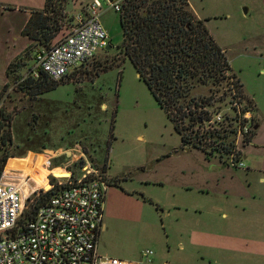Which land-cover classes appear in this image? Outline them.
I'll list each match as a JSON object with an SVG mask.
<instances>
[{
	"label": "rangeland",
	"instance_id": "374dc122",
	"mask_svg": "<svg viewBox=\"0 0 264 264\" xmlns=\"http://www.w3.org/2000/svg\"><path fill=\"white\" fill-rule=\"evenodd\" d=\"M190 1L202 16L211 17L207 25L230 61L228 77L216 87L220 90L208 107L230 116L239 107L253 115L254 155L248 153L251 148L246 149L244 167L227 162L229 151L222 146V138L211 133L216 130L208 132L195 124L192 135L201 147L185 146L166 109L128 57L106 67L123 56L120 12L113 7L102 14L113 46L102 48L71 73L81 79L59 81L38 94L33 88L24 89L19 75L31 73L34 50L21 55L24 63L4 83L0 71V117L12 118L13 135L4 149L10 155L4 167L33 172L39 185L47 182V187L55 174L106 179L104 226L98 242L101 254L141 260V264H187L184 253L189 250L195 263L201 249L198 233L202 228H198L211 215L221 218L223 211L229 213L228 204L234 199L217 186L234 175L245 185L264 187L260 181L264 175V0ZM79 3L68 0L58 37L71 30ZM237 79L243 82L240 88ZM212 92L210 86L199 85L192 93L209 96ZM196 134L205 137L199 140ZM253 136L237 142L239 156H244ZM104 162L112 182L102 170ZM249 164L262 171H249ZM147 249L153 250L152 261L144 256ZM248 262L264 264V255L252 260L240 257L231 264Z\"/></svg>",
	"mask_w": 264,
	"mask_h": 264
},
{
	"label": "built area",
	"instance_id": "2783aa9c",
	"mask_svg": "<svg viewBox=\"0 0 264 264\" xmlns=\"http://www.w3.org/2000/svg\"><path fill=\"white\" fill-rule=\"evenodd\" d=\"M124 0H88L81 2L74 14L71 30L49 47L36 51L33 75L46 71L54 79L79 69L93 59L110 42V33L102 21L105 9H122ZM237 105V104H236ZM252 112L237 108L235 115L210 109L199 125L208 132L223 128L226 120L234 122V141H245L252 134ZM229 122V123H232ZM239 147L229 153L227 162L244 167ZM37 168V167H36ZM89 171V170H88ZM54 173V172H53ZM88 173V172H87ZM55 174V173H54ZM67 182L30 216L32 196L40 189H50L47 182L39 185L33 172L6 168L0 172V264H141V260L120 259L101 254L98 242L104 226V203L108 182L100 176L86 174ZM153 250L144 256L152 261Z\"/></svg>",
	"mask_w": 264,
	"mask_h": 264
},
{
	"label": "trees",
	"instance_id": "16d2710c",
	"mask_svg": "<svg viewBox=\"0 0 264 264\" xmlns=\"http://www.w3.org/2000/svg\"><path fill=\"white\" fill-rule=\"evenodd\" d=\"M67 5L68 0H46L43 9L32 12L23 29L34 40L28 51L36 50L39 45L49 47L55 42L67 15ZM119 12L123 29L120 53L123 56H117L106 67L119 65L128 57L173 120L182 135L183 144L201 147L192 135L193 126L199 125L200 119L208 116L211 109L208 105H213L214 93L220 90H216V87L223 86L230 70L226 51L206 23L208 18L198 17L190 0H124ZM22 59L19 56L9 64V76L16 73V69L24 63ZM71 73L54 79L46 71L39 70L38 75L28 73L19 77L21 87L27 90L33 88L35 94H38L55 87L59 81L73 77L81 79V76ZM235 84L240 88L243 82L237 79ZM199 85H208L213 92L209 96L193 94ZM11 119L8 114L0 117V172L10 156L4 149L13 141ZM228 125L211 133L215 132L218 138H222V146L231 153L236 143L232 123ZM254 132L255 129L251 136ZM195 136L199 140L205 137L199 134ZM102 167L107 176L108 163L104 162ZM57 178L56 175L52 176L53 187L40 189L32 196L26 215L30 216L31 212L67 185V182H55ZM77 179L71 174L68 181Z\"/></svg>",
	"mask_w": 264,
	"mask_h": 264
},
{
	"label": "crops",
	"instance_id": "0c3cea01",
	"mask_svg": "<svg viewBox=\"0 0 264 264\" xmlns=\"http://www.w3.org/2000/svg\"><path fill=\"white\" fill-rule=\"evenodd\" d=\"M78 1L80 5L81 2L88 0ZM190 3L198 17L211 18L202 16L191 1ZM45 4L46 0H0V71L4 76L3 83L8 80L9 64L28 52L34 41L23 32L32 12L43 9ZM209 20H206L207 24ZM58 38L57 36L55 41ZM43 47L42 45L37 46L34 54ZM256 125L258 127L260 123L258 122ZM251 145H255L254 136L250 143L245 145L243 158L248 156L246 154L248 148H251L248 153L254 155V148L252 149ZM214 168L218 167L214 166ZM248 169L249 171H262V169L251 167L250 164ZM224 170L226 172L227 168ZM235 178L234 175H231L229 182L217 186H223L218 188L219 191H226L234 198L228 204L230 214L223 211L221 218L211 215L209 222L200 225L201 227L198 229L202 228V230L198 233V241L201 249L197 253L198 258L195 263L189 257V250H186L184 260L187 264H198L199 261L202 264H231V261L235 260L236 262L240 257L252 260L253 257L264 255V187L253 186L252 183L245 185L241 180ZM260 181L264 182V175L260 176ZM216 204L219 202L217 201ZM223 219L226 223L220 222ZM256 260L259 261V259Z\"/></svg>",
	"mask_w": 264,
	"mask_h": 264
},
{
	"label": "water",
	"instance_id": "95a60500",
	"mask_svg": "<svg viewBox=\"0 0 264 264\" xmlns=\"http://www.w3.org/2000/svg\"><path fill=\"white\" fill-rule=\"evenodd\" d=\"M246 10H247V7L245 8ZM113 45L111 44V43H108L107 45H106V48L107 49H109V48H111ZM139 75H140V73H139ZM256 127H257V125H256Z\"/></svg>",
	"mask_w": 264,
	"mask_h": 264
}]
</instances>
